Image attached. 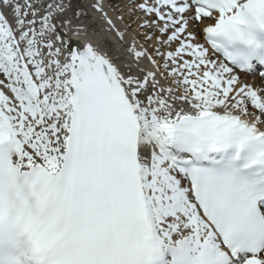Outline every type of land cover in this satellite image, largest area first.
Listing matches in <instances>:
<instances>
[{
    "label": "snow or ice",
    "instance_id": "obj_1",
    "mask_svg": "<svg viewBox=\"0 0 264 264\" xmlns=\"http://www.w3.org/2000/svg\"><path fill=\"white\" fill-rule=\"evenodd\" d=\"M261 69L264 0H0V264H264Z\"/></svg>",
    "mask_w": 264,
    "mask_h": 264
},
{
    "label": "bare ground",
    "instance_id": "obj_2",
    "mask_svg": "<svg viewBox=\"0 0 264 264\" xmlns=\"http://www.w3.org/2000/svg\"><path fill=\"white\" fill-rule=\"evenodd\" d=\"M73 39L75 40V39H76V37H73Z\"/></svg>",
    "mask_w": 264,
    "mask_h": 264
}]
</instances>
